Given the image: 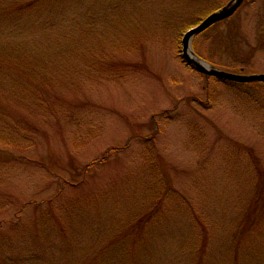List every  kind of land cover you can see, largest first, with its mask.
I'll return each instance as SVG.
<instances>
[{"label":"rangeland","instance_id":"obj_1","mask_svg":"<svg viewBox=\"0 0 264 264\" xmlns=\"http://www.w3.org/2000/svg\"><path fill=\"white\" fill-rule=\"evenodd\" d=\"M14 1L0 0V264H264V82L181 56L230 0ZM192 47L264 73V0Z\"/></svg>","mask_w":264,"mask_h":264},{"label":"water","instance_id":"obj_2","mask_svg":"<svg viewBox=\"0 0 264 264\" xmlns=\"http://www.w3.org/2000/svg\"><path fill=\"white\" fill-rule=\"evenodd\" d=\"M243 1L244 0H230L225 5L209 13L199 23L185 31L181 38V55L188 64L206 75L215 76L221 79L239 82L264 81V73L239 74L219 69L201 58L192 47V41L196 35L205 31L218 21L232 16Z\"/></svg>","mask_w":264,"mask_h":264},{"label":"trees","instance_id":"obj_3","mask_svg":"<svg viewBox=\"0 0 264 264\" xmlns=\"http://www.w3.org/2000/svg\"><path fill=\"white\" fill-rule=\"evenodd\" d=\"M46 0H16L12 3L6 4L5 6L7 7V9L10 7H14L16 8V10H22V9H26V8H30L33 5L35 6L38 3H42ZM81 181V180H80Z\"/></svg>","mask_w":264,"mask_h":264}]
</instances>
